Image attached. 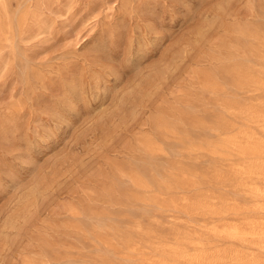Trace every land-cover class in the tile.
<instances>
[{"label":"rangeland","instance_id":"1","mask_svg":"<svg viewBox=\"0 0 264 264\" xmlns=\"http://www.w3.org/2000/svg\"><path fill=\"white\" fill-rule=\"evenodd\" d=\"M0 264H264V0H0Z\"/></svg>","mask_w":264,"mask_h":264}]
</instances>
